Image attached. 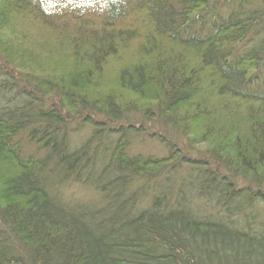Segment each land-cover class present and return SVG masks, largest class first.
Listing matches in <instances>:
<instances>
[{
  "label": "trees",
  "instance_id": "16d2710c",
  "mask_svg": "<svg viewBox=\"0 0 264 264\" xmlns=\"http://www.w3.org/2000/svg\"><path fill=\"white\" fill-rule=\"evenodd\" d=\"M0 264H264V0H0Z\"/></svg>",
  "mask_w": 264,
  "mask_h": 264
},
{
  "label": "rangeland",
  "instance_id": "374dc122",
  "mask_svg": "<svg viewBox=\"0 0 264 264\" xmlns=\"http://www.w3.org/2000/svg\"><path fill=\"white\" fill-rule=\"evenodd\" d=\"M107 71V69L105 70V72Z\"/></svg>",
  "mask_w": 264,
  "mask_h": 264
}]
</instances>
